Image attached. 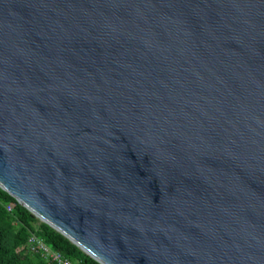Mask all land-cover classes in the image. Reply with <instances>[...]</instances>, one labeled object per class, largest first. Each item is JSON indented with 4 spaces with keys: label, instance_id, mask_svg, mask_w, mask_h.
Segmentation results:
<instances>
[{
    "label": "water",
    "instance_id": "1",
    "mask_svg": "<svg viewBox=\"0 0 264 264\" xmlns=\"http://www.w3.org/2000/svg\"><path fill=\"white\" fill-rule=\"evenodd\" d=\"M0 188L100 264H264V0H0Z\"/></svg>",
    "mask_w": 264,
    "mask_h": 264
},
{
    "label": "trees",
    "instance_id": "2",
    "mask_svg": "<svg viewBox=\"0 0 264 264\" xmlns=\"http://www.w3.org/2000/svg\"><path fill=\"white\" fill-rule=\"evenodd\" d=\"M9 205H13L11 211L7 209ZM33 234L72 264H100L0 188V264H56L27 251Z\"/></svg>",
    "mask_w": 264,
    "mask_h": 264
},
{
    "label": "built area",
    "instance_id": "3",
    "mask_svg": "<svg viewBox=\"0 0 264 264\" xmlns=\"http://www.w3.org/2000/svg\"><path fill=\"white\" fill-rule=\"evenodd\" d=\"M7 209L8 211H11L13 209V205H9ZM27 251L32 254H41L50 263L72 264L69 259L65 258L60 252L53 250L34 234L31 235L28 240Z\"/></svg>",
    "mask_w": 264,
    "mask_h": 264
}]
</instances>
